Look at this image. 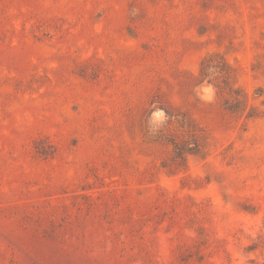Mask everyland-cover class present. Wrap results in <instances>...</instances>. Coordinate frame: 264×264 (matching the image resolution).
I'll return each instance as SVG.
<instances>
[{"label": "rangeland", "instance_id": "1", "mask_svg": "<svg viewBox=\"0 0 264 264\" xmlns=\"http://www.w3.org/2000/svg\"><path fill=\"white\" fill-rule=\"evenodd\" d=\"M0 264H264V0H0Z\"/></svg>", "mask_w": 264, "mask_h": 264}]
</instances>
